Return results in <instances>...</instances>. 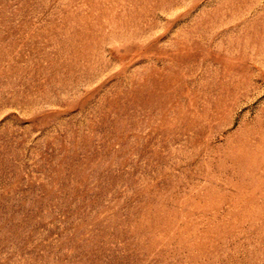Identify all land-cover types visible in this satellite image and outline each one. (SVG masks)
<instances>
[{
  "label": "rangeland",
  "instance_id": "rangeland-1",
  "mask_svg": "<svg viewBox=\"0 0 264 264\" xmlns=\"http://www.w3.org/2000/svg\"><path fill=\"white\" fill-rule=\"evenodd\" d=\"M0 264H264V0H0Z\"/></svg>",
  "mask_w": 264,
  "mask_h": 264
}]
</instances>
